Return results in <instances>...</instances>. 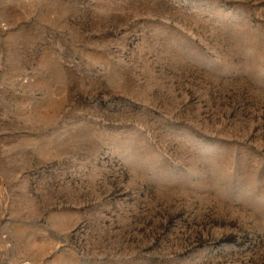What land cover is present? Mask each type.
Listing matches in <instances>:
<instances>
[{
  "label": "rangeland",
  "instance_id": "374dc122",
  "mask_svg": "<svg viewBox=\"0 0 264 264\" xmlns=\"http://www.w3.org/2000/svg\"><path fill=\"white\" fill-rule=\"evenodd\" d=\"M0 264H264V0H0Z\"/></svg>",
  "mask_w": 264,
  "mask_h": 264
}]
</instances>
